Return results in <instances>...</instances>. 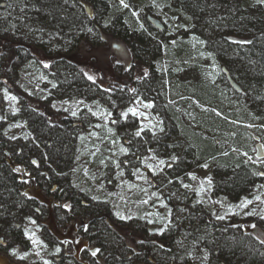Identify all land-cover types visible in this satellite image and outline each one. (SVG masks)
Listing matches in <instances>:
<instances>
[{"label":"rangeland","instance_id":"1","mask_svg":"<svg viewBox=\"0 0 264 264\" xmlns=\"http://www.w3.org/2000/svg\"><path fill=\"white\" fill-rule=\"evenodd\" d=\"M2 2L8 4L0 6L2 34L39 42L47 53H69L72 65H54L38 53V59L27 55L7 78L0 71V123H6L10 137L33 139L35 135L28 121L18 115L19 99L7 80L79 123L71 177L90 205L71 210L42 189H30L50 212L45 207L41 218L35 212L20 222V240L13 233L15 227H3L8 241L0 237V264H108V245L130 256L131 249L138 250L143 234L174 238L179 244L178 264L182 258L193 264H210L209 245L219 238L208 239L212 234L202 230L199 211L220 223L242 225L264 244V159L257 158L258 143L264 147L261 105L236 121L225 115L221 102L208 106L195 96L197 90L210 86L225 101L237 100L236 91L223 77L224 58L211 49L220 44L221 32L229 29L224 25L226 17L244 21L238 31L241 35L229 39L246 41L245 21L252 19L261 25L264 2L219 0L217 26L213 28L205 25L206 19L193 18L166 0H109L111 11L101 19L102 28L87 27L77 41L31 20L16 4L10 5V0ZM149 15L160 19L166 30L153 28ZM130 41L154 53L155 71L166 79L162 103L148 98L140 87L138 80L149 69L135 60ZM165 104L175 107L171 114L178 116L177 123ZM211 112L227 118L230 129L211 130L205 124ZM254 136H259V141ZM190 139H198L211 151L216 148L220 153L241 154L263 178H255L254 185L239 197L214 195L217 159L200 162L190 157L186 154ZM182 163L188 164L189 170L175 177L172 168Z\"/></svg>","mask_w":264,"mask_h":264},{"label":"trees","instance_id":"2","mask_svg":"<svg viewBox=\"0 0 264 264\" xmlns=\"http://www.w3.org/2000/svg\"><path fill=\"white\" fill-rule=\"evenodd\" d=\"M166 1L180 6L193 18L206 19L205 25L208 23L211 27L214 26L213 28L217 26L216 18L219 12L216 7L219 0ZM108 2L109 0H12V2L10 0V5L16 4V7L24 10L25 15L31 20L54 27L77 41L82 38L80 32L87 27L92 26L96 30L101 27V19L108 16L111 11ZM2 3L5 6H2ZM2 3L1 7L8 5L7 2ZM214 19L215 22H213ZM245 23L248 28H245L247 34L244 37L247 40L232 41L229 36L241 35L238 31L242 29L244 21L239 17H226L224 25L229 29L221 32L220 44H215L211 49L214 55H222L223 63L226 65L223 68L229 71L243 92L235 90L238 98L233 101H225L210 86L199 89L195 93V96L208 106L221 102L223 106L221 109L226 113L225 115L236 121H241V117H246L242 114L259 105L261 106L258 111L264 113V22L259 25L251 19ZM151 26L153 27L152 24ZM148 42L145 43L147 46L150 45ZM128 43L135 55V60L149 69L147 75L138 80L140 87L148 98L162 103V97L166 92V79L164 74L159 75L155 71V61L152 57L154 53L150 54L151 52H147L142 45L134 41ZM38 53L49 57L54 65L59 63L72 65L69 53H47L44 45L39 42H25L0 32L2 77L7 78L13 74L20 63L27 59V55L38 59ZM223 68V77L231 86ZM7 84L19 99L18 115L28 121V125L35 133L33 139L10 137L7 134L6 123H0V237L8 241L2 234L4 226L15 227L13 233L20 240L23 234L20 222L31 217L35 212L41 218L40 214L45 207L50 212L47 204L29 193L32 188L43 190L45 195L53 197L55 201L68 204L65 206L71 210L81 209L84 205L90 204L77 192L71 177L79 123L62 111H54L49 105L40 103L13 81L7 80ZM258 98L261 99V103L256 101ZM250 102L254 106H249ZM165 107L170 114L172 109H175L174 106L172 108L167 104ZM237 114L239 116H235ZM9 115H12V111L8 112ZM171 116L174 123H177L178 116L176 114ZM205 124L213 131L220 129L223 132L229 130L231 126L227 118L216 116L212 112L206 117ZM257 138L260 139L259 136H254L256 141H258ZM189 141L190 146L186 149V154L190 157L200 162L217 159L214 195L239 197L254 185L255 178H263V173L241 154H232L230 151L220 153L216 148H212L211 151L198 139ZM188 170L189 165L182 163L174 165L172 173L175 177H179ZM58 205L57 202L53 208ZM201 215L203 217L198 218L203 222L202 230L205 228L208 235L212 234L208 239L213 237L218 240L219 238L214 244L209 245L213 260L210 264H264V244L253 235L254 233L246 231L242 225H235L233 222L220 223L206 211L197 213V216ZM103 218L108 216L103 215ZM196 219L195 225H197ZM176 245L179 244L175 242V239H169L166 235L148 238L143 234L141 242L138 243V250L131 249L130 256H124L110 244L105 260L108 264H178L175 260L179 257ZM180 264L193 263L188 258H182Z\"/></svg>","mask_w":264,"mask_h":264},{"label":"water","instance_id":"3","mask_svg":"<svg viewBox=\"0 0 264 264\" xmlns=\"http://www.w3.org/2000/svg\"><path fill=\"white\" fill-rule=\"evenodd\" d=\"M2 6H5V4L2 3ZM149 21L153 25L154 28H156V29H158L160 31H165L166 30L165 24L160 19L150 15L149 16ZM223 71L227 75V78H228L231 86L234 88V90L242 93L243 89L232 78V76L230 75L229 71L225 67L223 68ZM257 140L259 141V138H257ZM257 148H258L257 158L260 159V160L264 159V147H263L262 143H258Z\"/></svg>","mask_w":264,"mask_h":264},{"label":"snow or ice","instance_id":"4","mask_svg":"<svg viewBox=\"0 0 264 264\" xmlns=\"http://www.w3.org/2000/svg\"><path fill=\"white\" fill-rule=\"evenodd\" d=\"M261 2H264V0H261ZM125 7H127V5H125ZM11 99H15V97H11ZM148 106H150V105H148ZM130 111H132V112H133V115H135V114H136L134 110H131V109H130ZM137 135H139V133H137ZM161 163H163V161H161ZM95 254H96V253H95V252H93V255H95Z\"/></svg>","mask_w":264,"mask_h":264}]
</instances>
